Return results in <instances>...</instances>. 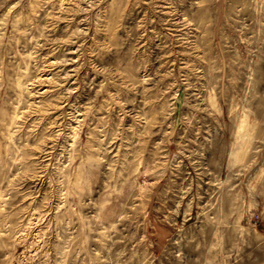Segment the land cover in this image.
Masks as SVG:
<instances>
[{
	"label": "rangeland",
	"instance_id": "obj_1",
	"mask_svg": "<svg viewBox=\"0 0 264 264\" xmlns=\"http://www.w3.org/2000/svg\"><path fill=\"white\" fill-rule=\"evenodd\" d=\"M0 264H264V0H0Z\"/></svg>",
	"mask_w": 264,
	"mask_h": 264
}]
</instances>
